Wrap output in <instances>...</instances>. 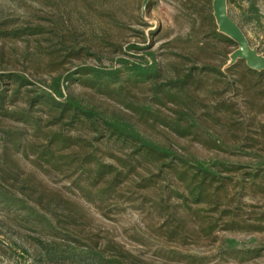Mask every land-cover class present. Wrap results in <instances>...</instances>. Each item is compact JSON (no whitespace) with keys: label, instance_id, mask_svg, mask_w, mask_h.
Listing matches in <instances>:
<instances>
[{"label":"trees","instance_id":"1","mask_svg":"<svg viewBox=\"0 0 264 264\" xmlns=\"http://www.w3.org/2000/svg\"><path fill=\"white\" fill-rule=\"evenodd\" d=\"M173 1L193 17L189 34L160 58L131 45L145 52L135 60L119 39L128 30L146 38L114 13L110 26L88 33L57 12L21 22L0 10V215L34 234L33 264H151L100 233L91 211L109 219L133 210L160 248L180 252L215 246L220 230L263 227L264 214L246 218L242 202L263 161L250 171L255 165L209 163L192 150L225 153L209 115L235 90L236 66L225 67L237 45L218 32L212 0ZM142 4L130 19L146 28ZM57 180L65 185H51ZM177 251L168 256L176 264L197 261Z\"/></svg>","mask_w":264,"mask_h":264},{"label":"rangeland","instance_id":"2","mask_svg":"<svg viewBox=\"0 0 264 264\" xmlns=\"http://www.w3.org/2000/svg\"><path fill=\"white\" fill-rule=\"evenodd\" d=\"M141 2L144 3V0H0V10L15 13L21 22L35 21L40 17L50 18L57 12L64 15L70 24L88 33H96L110 26L108 15L114 13L119 19L128 20L130 28L142 32L146 38L144 41L141 33L130 30L122 34L126 38L119 41L124 46L126 58L135 60V54L145 53L128 48L135 44L141 48L150 46L160 58L166 43L175 38H185L189 34L193 17L186 11L182 12L178 3L173 0H151L149 10L147 6L146 11L142 12V18L148 24V27L143 28L135 25V18L130 19L139 15L137 4ZM252 4L255 6L254 10ZM228 8L231 18L241 27L250 46L264 56V0H229ZM156 30L162 31V39L153 36ZM230 61L225 69L230 68ZM89 62L95 65L94 61ZM111 64L109 60H104L105 66L110 67ZM234 66L235 71L230 76L237 80L235 90L228 101L218 105L209 115V118L220 125L217 131L224 135L225 153L218 155L197 144L192 150L199 159L209 163L217 159L232 164L250 163L255 165L250 171H256L258 161L264 163V72L255 75L248 71L242 61ZM255 157H259V160ZM250 177L248 176L249 180L245 183L242 202L245 205V217L257 219L264 214V176L256 181H251ZM51 185L62 188L65 182L57 180ZM234 192L237 190H232L230 195ZM91 215H94L95 225L100 233L109 235L142 261L151 264H176L177 260L168 257L173 250L177 251L176 247L160 248L144 231V217L137 212L128 210L119 215L113 213L109 219L93 211ZM0 222L4 225L2 233L5 234L0 235V264H33L36 253L29 236L34 234L15 227L1 215ZM219 235L221 240L215 246L205 249L190 246L177 252L194 256L197 260L194 264H264V225L254 232L220 230ZM222 241V248H226V251L221 256L219 248Z\"/></svg>","mask_w":264,"mask_h":264},{"label":"water","instance_id":"3","mask_svg":"<svg viewBox=\"0 0 264 264\" xmlns=\"http://www.w3.org/2000/svg\"><path fill=\"white\" fill-rule=\"evenodd\" d=\"M151 0H144L143 13ZM229 0H212L213 17L218 32L231 39L237 49L230 56L229 66L236 65L242 61L246 66L255 72H264V56L259 54L256 48H252L241 27L231 18L228 8Z\"/></svg>","mask_w":264,"mask_h":264}]
</instances>
